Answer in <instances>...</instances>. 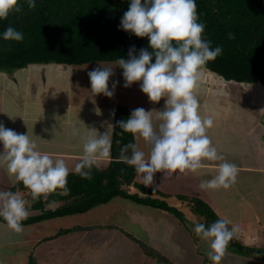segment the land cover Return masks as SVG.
Masks as SVG:
<instances>
[{
	"label": "crops",
	"instance_id": "0c3cea01",
	"mask_svg": "<svg viewBox=\"0 0 264 264\" xmlns=\"http://www.w3.org/2000/svg\"><path fill=\"white\" fill-rule=\"evenodd\" d=\"M103 63L111 65L115 64L116 61ZM89 64L91 63L83 65L39 63L16 69L13 72L0 70V122L18 133L28 132V135L37 142L42 152L48 153L53 158H64L69 169L75 167L83 151V140L79 136L73 135L74 126L79 127L81 135H83L90 133L91 127L103 132L105 128L101 126L102 123H111L113 125V139L116 105H127L130 112L138 107H143L146 110L154 109V116L158 110H162L164 107L163 98L159 103L150 102L147 94L141 90L140 82L134 83L131 87H124V81H121L123 71L120 72L122 68L118 65L114 66V75L109 81V86L114 81H119L114 96L108 97L102 93L94 96L91 91L90 79L89 84H83L81 81L77 83L81 71L83 72L82 75H87L86 72L96 67L88 70L85 66ZM201 71L202 77H204L200 84L205 83V87L202 91L203 95L198 93L200 84L197 89L200 114L205 117L209 115L213 117L214 126L209 129L208 135L218 152L226 160L238 166L237 182L229 189L201 188V181L211 179L216 174L217 164L220 163L206 162L199 174L188 173L187 175L164 177L162 173L157 172L155 182L159 184V187L156 191L162 195L146 194L135 186H126V188L131 193L138 192L140 196L165 200L180 211L183 208L192 209L189 199L202 200L211 207L217 216L228 218L234 224L239 225L240 231L237 238L244 245L257 249L256 253L246 252V254L242 253L243 255L237 251L236 256L241 255L246 259L249 258L252 264H264V86L258 83L247 84L228 81L207 68H202ZM214 75L219 78H215ZM235 90H247L252 104L258 105L257 110L245 115L241 97L235 94ZM97 107L101 110L102 115L96 114L95 109ZM252 116H254L253 119ZM138 143L143 150L148 151L142 140ZM2 148L3 146L0 144V151ZM110 161L111 157L107 161H102L99 169L108 168ZM135 180L142 184L137 174ZM17 185L18 181H16L15 176L8 173L6 163L0 165V190H11L10 188L16 187L15 191H19L23 195L30 194L29 189L23 190ZM148 188L151 189V187ZM87 203L86 205V203L82 204L78 201L73 205L76 207L73 209L74 211L23 225L24 230L30 229L29 234L34 237L29 241L31 245L28 247L31 249L24 254L22 253L21 259H18L20 249L15 253L10 252V255L15 256L11 260L16 259L12 263L28 264L32 256L36 258L37 264H40L39 260L44 261L45 257V262L47 261L48 264H56L58 253L63 246H66L63 251L65 257L63 258H71L79 253L78 257L85 258V263L106 264L105 253L104 255H95L94 252V249L101 250L105 243L102 245L96 243L87 252L80 249L79 244L74 239L62 240L59 238L61 235L51 239V236L56 235L59 230L74 227H82L83 229H74L69 233L87 231V237H94V239H97V231L111 232L120 227L121 232L119 234L121 236L116 238L120 243L119 245L130 247L134 245V240H138L141 247L142 244L149 243V246L156 251L159 250L163 256L178 264L180 262L175 259L176 253L172 249L178 237V232H175V229L184 231L189 241H195L189 232L192 228H190L189 222L182 221L177 215L161 208L141 205L123 197H114L110 201L104 202L103 204H107L108 208L101 203L94 204L92 199ZM30 204L31 202L28 201V208ZM64 204V201L52 202L45 208L54 210ZM96 210L100 216L94 214ZM38 213H41L39 209L29 208V214ZM82 214H90L91 218L67 228H50L51 223L58 219ZM41 226L45 232H42ZM128 226H132L135 231H129ZM162 227L166 228L163 230ZM135 232L140 233L142 239L137 237ZM18 235L19 233L14 232L8 228L6 223L0 221V248L5 247L7 249L4 251L5 254H9L10 244L8 243ZM109 236L110 234H108ZM90 241L92 242V240ZM44 242L53 243L48 251L44 250ZM204 243L208 250L207 243ZM196 244L194 243L196 249L194 254L200 250ZM111 246L115 247L114 244ZM7 261H10L9 255Z\"/></svg>",
	"mask_w": 264,
	"mask_h": 264
},
{
	"label": "clouds",
	"instance_id": "9594fccd",
	"mask_svg": "<svg viewBox=\"0 0 264 264\" xmlns=\"http://www.w3.org/2000/svg\"><path fill=\"white\" fill-rule=\"evenodd\" d=\"M26 3L29 8H36V0H26ZM197 7L196 0H130L119 27L138 37H147L149 47L140 48L137 54L133 45L128 59L120 57L111 65L99 63L88 72L94 96L101 93L114 96L119 81H114L111 89L109 81L114 75V66L118 65L123 69L124 87L140 82L150 102L159 103L164 99L163 109L155 116L154 109L138 107L126 119L117 122L122 129L120 134L130 133L136 141L121 147L119 159L133 166L140 182L151 187L152 192L159 187L155 182L157 172L164 177L199 174L206 162L220 163L211 179L201 181V188L229 189L238 179V166L218 152L208 135L214 126L213 117L200 114L197 89L202 79L201 70L220 56L223 48H213L212 42L204 38L206 25L200 22ZM21 9L20 0H0V20ZM229 35L232 37L231 33ZM2 36L14 41L25 38L23 32L12 26L7 27ZM95 112L102 115L98 107ZM101 126L105 128L103 132L91 127L92 131L83 135L80 128L74 126L73 135L83 140V151L75 167L69 169L64 158H53L42 152L28 132L18 133L0 122L3 146L0 165L6 163L8 173L29 189L33 200L42 196L46 199L57 189L66 192L70 173L90 180L92 169H99L101 162L111 157L113 125L102 123ZM141 140L147 152L140 147ZM28 217V201L21 192L0 190V218L8 228L22 233L23 221ZM239 231V225L224 217L207 226L205 223L194 226L197 237L207 243V255L213 264H221Z\"/></svg>",
	"mask_w": 264,
	"mask_h": 264
},
{
	"label": "trees",
	"instance_id": "16d2710c",
	"mask_svg": "<svg viewBox=\"0 0 264 264\" xmlns=\"http://www.w3.org/2000/svg\"><path fill=\"white\" fill-rule=\"evenodd\" d=\"M20 3L21 11H13L7 19L0 20V70L11 72L39 63L83 65L112 62L120 57L128 59L129 50L133 45L137 54L140 48L149 47L147 37H138L119 27L121 17L130 6V0H36L35 9L29 8L26 0H20ZM196 3L200 22L206 25L204 38L212 42L213 48H223L222 54L214 61H209L203 68L228 81L258 83L264 86V0H196ZM9 26L23 32L24 40L3 39L2 34ZM149 50L151 51L150 48ZM130 114L127 105H116L111 161L108 168L103 170L94 167L90 180L81 178L74 172L70 173L66 192L57 189L49 193L46 199L42 196L39 200L28 196L26 199L31 202L29 208L39 209L41 213L29 214L23 225L74 211L76 207L73 205L78 201L87 205V201L92 199L94 204H97L108 202L117 196L165 209L185 221L183 212L165 200L140 196L138 192L131 193L126 188L135 186L146 194L162 195L159 191L152 192L148 187L136 182L134 167L119 159L121 147L136 142L130 133L121 135L122 129L117 123ZM17 187L26 189L22 182H18ZM10 189L15 191L16 187ZM189 200L192 210L204 216L205 221L201 223L206 226L220 218L202 200ZM57 201H64L65 204L54 210L45 208ZM0 221L6 223L2 218ZM74 229L83 228L61 229L51 236V239ZM232 246L236 247L233 249L235 253L257 252L256 247L244 245L239 238H234L228 249ZM142 248L153 257L161 259V264L163 261L178 264L146 244H142ZM28 264H37L36 258L31 256Z\"/></svg>",
	"mask_w": 264,
	"mask_h": 264
},
{
	"label": "rangeland",
	"instance_id": "374dc122",
	"mask_svg": "<svg viewBox=\"0 0 264 264\" xmlns=\"http://www.w3.org/2000/svg\"><path fill=\"white\" fill-rule=\"evenodd\" d=\"M99 63H103V62L91 63V64L85 66V68H88V70H90L94 66H97ZM103 64H106V63H103ZM122 71H123V69L120 70V72H122ZM11 72H13V71H11ZM88 72H86L87 75H82L83 72L81 71L80 75H78L77 83L79 81H81V83H83V84L84 83L89 84L90 78L88 76ZM214 77L219 78L216 75H214ZM83 78H86V79H83ZM121 81H124L123 75L121 77ZM109 87L111 89L112 84ZM204 87H205V83H201L199 90H198L199 95H203L202 91L204 90ZM132 90H133V88L131 89V91ZM235 91H236L235 94L238 97L239 96L241 97L243 113L245 115H247L248 112L252 113V111L257 110L256 107H258V105L256 103L252 104V100L250 99L249 94H247V90L246 91L235 90ZM115 92H116V88L114 90V93ZM253 118H254V116H252V119ZM95 194L97 195V192H95ZM23 196L26 199L28 196H30V194H25ZM117 197H119V196H117ZM113 198H111V199H113ZM130 200L131 199H128V201H130ZM103 203H101V204L104 207L108 208L107 204H103ZM140 204L142 205V203H140ZM163 210H165V209H163ZM165 211H167V210H165ZM181 211L183 212L182 216L184 217V220L191 224L190 228L191 227L192 228L189 232L193 235L195 241L194 242L189 241V239L186 237L184 231L175 229V232H178L177 233V236H178L177 241L175 242L176 244H175V246L172 247L173 251L176 253L175 259L178 262H180V264H213V262L208 258V255H207L208 250L205 247L204 241L200 242L199 241L200 238L197 237L196 233L194 232L195 224L201 223L202 221H205L204 216H201L200 214L194 212L192 209H189V208H183V209H181ZM97 213H98V210L94 211V214L96 216H100ZM88 218H91L90 214L74 215L71 217L58 219L57 221H54L53 223H51L50 228L51 229L55 228V227L67 228L68 226L78 224V223H82L83 221H85ZM135 228H136V226H135ZM165 228L166 227H162L163 230ZM41 229H42V232H45V229L42 226H41ZM128 229L131 232L135 231V230H133L134 228L132 226H128ZM29 231H30V229H28V231L24 230L22 233H19V235L13 241H10L8 243V244H10L9 254L4 253V251H7V249H5V247L0 248V259H3L2 260L3 264H13L15 262L16 259L11 260V258L15 257V256L10 255V252L15 253L18 249H20L19 250L20 255L18 256V259H21L22 253L24 254L26 251H29L31 249V247H28L29 245H31L29 241L32 240V238H34V237L32 234H29ZM119 232H121L120 227H118L116 229V231L113 230L111 232H108V231H100L99 232V231H97V239L96 238L94 239V237H87L88 236L87 231H77L74 233L63 234L59 238L62 240L74 239L79 244L80 249L86 250L87 252L90 249H92L96 243L100 244V245L105 243L102 246L101 250L100 249H96V250L94 249V252L96 253L95 255H104V253H105V255H106L105 258L107 260L106 264H161L160 263L161 259L159 260L158 257H153L150 253L146 252V250H144L141 247V244H139L140 242L138 240H136V241L134 240L133 241L134 245H132L130 247L119 245L120 243L116 239L117 237L121 236V234H119ZM108 234H110L109 237H108ZM129 234L132 235L130 232H129ZM135 235L137 237H139L140 239H142L140 237V233L135 232ZM174 235H176V234H174ZM90 240H92V242ZM194 243H197L199 248H200L199 251L197 250L196 254H194V251H196V249L194 248L195 247ZM52 244L53 243L50 244L48 242H44L43 243L44 250L48 251V249L50 248V246H52ZM112 244H114L115 247L111 246ZM146 245L149 246L150 244L146 243ZM65 247L66 246H63L62 249L60 250V252L58 253L59 256H58V260H57L56 264H89V263L84 262L85 258H82L80 256L78 257L79 253H76L71 258H69V257L63 258V257H65L64 256L65 253H63V251L65 250ZM233 249H236V247L232 246L230 249H228L223 260L221 261V264H252V261H250L249 258L246 259V257L241 256V255L239 257H237L236 253ZM8 255L10 256V261H7ZM89 255H91V254H89ZM98 258H100V257H98ZM26 260H28V259H26ZM45 260H46V257L44 258V261L39 260L40 264H48L47 261L45 262ZM59 261H60V263H59ZM162 264H168V263L163 261Z\"/></svg>",
	"mask_w": 264,
	"mask_h": 264
}]
</instances>
